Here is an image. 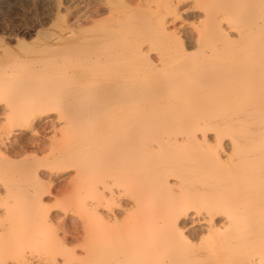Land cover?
Here are the masks:
<instances>
[{
    "label": "bare ground",
    "instance_id": "1",
    "mask_svg": "<svg viewBox=\"0 0 264 264\" xmlns=\"http://www.w3.org/2000/svg\"><path fill=\"white\" fill-rule=\"evenodd\" d=\"M184 2L0 37V264H264V0Z\"/></svg>",
    "mask_w": 264,
    "mask_h": 264
},
{
    "label": "rangeland",
    "instance_id": "2",
    "mask_svg": "<svg viewBox=\"0 0 264 264\" xmlns=\"http://www.w3.org/2000/svg\"><path fill=\"white\" fill-rule=\"evenodd\" d=\"M100 1H104V0H99V1L98 0H68V2H67V0H0V20H1L0 21V37L3 38L6 41V43L12 47H16V45L19 43V41L20 42L25 41L27 43H33V42L37 41L38 34L41 31H49V30L52 31L53 30V32L54 31L58 32L59 31L58 28L61 27L62 26L61 24H64V22H67V25H74V24H81L82 25V22L84 23V20H87L89 18V16L92 14V11L96 7V3L100 2ZM190 1L191 0H185L184 4H187ZM73 3H75V4H73ZM205 4L206 3L200 2L198 8L201 11L205 12V7H206ZM101 6H103L105 8L107 7V5H105L104 3L101 4ZM251 13L249 16H252L255 13V10L252 9ZM106 16H107V12L105 11V14H103L102 17H106ZM203 19L204 18H201L200 21H202ZM196 21L187 20L185 22L187 24H185V23L184 24L186 27L192 28V27H194L193 23H195ZM251 22H249V23H251ZM55 23H57V24H55ZM53 25H57V26H53ZM82 26L88 27L86 24H83ZM238 26L242 29L247 27V25L244 23L242 25L240 24ZM25 28H27V29H25ZM232 33L233 34L235 33L234 36H237L238 38L241 36L237 29L232 31ZM243 34H244V32H243ZM66 35H69V34L67 33ZM255 36L256 37H263L264 33H259V34H256ZM54 39L55 38H53V42L55 41ZM240 43L242 44V42H240ZM258 46H260V43L258 44ZM242 47L245 48V46H242ZM246 48H248V47H246ZM234 104H236L237 106H241L244 103H242L241 100H239L237 98L235 100ZM198 105H200V104H198ZM197 106H196V108H197ZM198 107L202 108L203 105L198 106ZM49 115L51 117H53L56 114H55V112H53V113H49ZM42 118H44V117H42ZM37 131L41 136L44 135L45 138H50L51 135L53 134L52 132L50 133V130H47V132H46L45 130L42 131L41 128L38 129ZM23 136H24L23 137L24 140L29 139L28 138L29 129L25 130ZM44 136H43V138H44ZM242 136L247 137L245 134L244 135L241 134V137ZM254 137H257V135ZM9 141L13 142L12 135L9 138ZM182 148H183L182 150H186V149L190 150L192 147H187L185 149H184V147H182ZM33 154H35V153L29 152L26 154V156L28 157L29 155H33ZM38 155H39V157H42L41 154H38ZM42 161L45 163L44 160H42ZM50 163L48 162V163H45L44 165L42 164L41 167H39V171L42 173L45 172L46 174L50 173V171L53 172V170L55 172H57L56 165L53 163H51V164ZM63 170L64 169L59 170V171H63ZM67 170H69V172H68L69 176H68V174L66 176H68V178H70L71 177L70 175L74 174L75 169L69 168ZM55 172H53V173H55ZM66 180H65V182H63L64 180H62L61 183H57V184L68 185V180L67 181ZM55 188L56 187L53 188L54 193L58 187L56 189ZM53 194L52 195L50 194L47 197H45V200L47 199V201H48L50 199L49 201H52V203H54L55 200H54ZM72 205L75 207H78V208L83 207L82 202H74ZM54 209H56V210H54ZM53 210L55 212L57 211V213L60 212L58 214H59V216L60 215L62 216V217L60 216V218L56 220L58 222L65 221V220H66V222H70V221H73L75 219L76 220L81 219V215L78 212L68 211L66 213V212H62L63 210H60L57 208H53ZM53 210H52V212H54ZM73 218H75V219H73ZM4 224L7 225V217L0 220V228ZM73 261L69 262V264H76V260H75V262H73ZM44 262H45V264H48V263H46L47 261H43L42 263H44Z\"/></svg>",
    "mask_w": 264,
    "mask_h": 264
}]
</instances>
